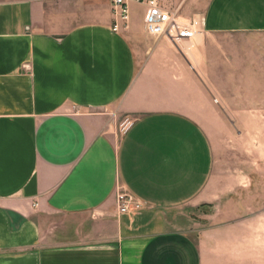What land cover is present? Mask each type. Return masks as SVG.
Here are the masks:
<instances>
[{"label": "crops", "instance_id": "crops-1", "mask_svg": "<svg viewBox=\"0 0 264 264\" xmlns=\"http://www.w3.org/2000/svg\"><path fill=\"white\" fill-rule=\"evenodd\" d=\"M161 1L195 39L149 36L145 2L115 32L112 0H0V264H264L255 219L188 210L208 124L264 102V0Z\"/></svg>", "mask_w": 264, "mask_h": 264}, {"label": "rangeland", "instance_id": "rangeland-1", "mask_svg": "<svg viewBox=\"0 0 264 264\" xmlns=\"http://www.w3.org/2000/svg\"><path fill=\"white\" fill-rule=\"evenodd\" d=\"M261 98L264 96L256 99ZM248 106L259 114L221 117L208 124L215 154L209 186L213 197L188 210L204 216L200 220L203 226L253 218L262 226L258 234L264 238V102L252 101ZM130 125L123 124V134ZM140 206L134 201L130 211L136 212Z\"/></svg>", "mask_w": 264, "mask_h": 264}, {"label": "built area", "instance_id": "built-area-1", "mask_svg": "<svg viewBox=\"0 0 264 264\" xmlns=\"http://www.w3.org/2000/svg\"><path fill=\"white\" fill-rule=\"evenodd\" d=\"M129 1L145 2V29L149 36L167 39L174 44L183 40H193L202 31V20H182L180 8L167 7L161 0H112L113 30L119 32L129 27ZM118 210L121 214H130L131 204L138 201L126 191L117 193Z\"/></svg>", "mask_w": 264, "mask_h": 264}]
</instances>
